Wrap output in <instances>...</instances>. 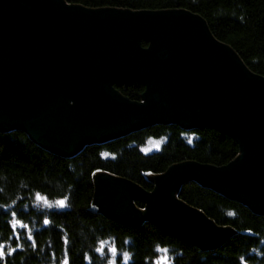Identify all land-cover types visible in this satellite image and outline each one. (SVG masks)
I'll return each instance as SVG.
<instances>
[{
	"label": "water",
	"instance_id": "1",
	"mask_svg": "<svg viewBox=\"0 0 264 264\" xmlns=\"http://www.w3.org/2000/svg\"><path fill=\"white\" fill-rule=\"evenodd\" d=\"M135 81L145 86L142 101L114 89ZM155 121L212 127L235 138L241 153L223 166L176 165L154 191L106 174L99 210L131 226L147 217L169 236L210 248L233 229L181 200V183L199 178L264 212V76L214 37L202 16L0 0V128L27 129L68 154ZM140 199L147 210L135 204Z\"/></svg>",
	"mask_w": 264,
	"mask_h": 264
},
{
	"label": "trees",
	"instance_id": "2",
	"mask_svg": "<svg viewBox=\"0 0 264 264\" xmlns=\"http://www.w3.org/2000/svg\"><path fill=\"white\" fill-rule=\"evenodd\" d=\"M64 1L90 9L189 10L202 16L214 37L232 47L251 71L264 76V0ZM114 89L134 101L144 98L145 86L138 81ZM152 141H159L158 148H147ZM240 153L238 141L226 133L175 121H155L85 143L68 154L44 145L27 129L1 127L0 240L9 242L11 237V247L17 243L9 226L12 212L28 228H17L23 247L0 264H60L65 248L70 264H108L111 255L95 251L99 241H105L106 253L109 244L117 248V264L123 253L129 254L128 264H152L165 255L158 246L169 249L171 264H264V212L199 178L181 183L176 194L217 225L233 229L219 247L183 242L163 233L147 217L138 226L124 224L97 207L99 184L108 180L106 174L154 191L157 179L176 165L196 161L223 166ZM36 193L51 200L67 197V206H40ZM135 204L142 211L148 209L144 200ZM28 231L36 247L27 239ZM63 237L68 238L67 245Z\"/></svg>",
	"mask_w": 264,
	"mask_h": 264
},
{
	"label": "snow or ice",
	"instance_id": "3",
	"mask_svg": "<svg viewBox=\"0 0 264 264\" xmlns=\"http://www.w3.org/2000/svg\"><path fill=\"white\" fill-rule=\"evenodd\" d=\"M158 147V145H156ZM150 149H144V151H149ZM104 156H107V153L102 154ZM97 172H99L100 170L97 169ZM36 198L38 200H43V202L45 204L48 203L47 199L45 197H42L40 193H36ZM67 197L63 198V199H58L55 201V204L58 207H66L67 206ZM51 206V205H49ZM11 216L13 217V219L11 221H9V226L12 230L13 236L15 237V239L17 240V243L15 245V247H11L10 245V241H11V237L9 239V242H5L3 240H0V261H5V258L7 256H11L12 254H14L18 248L23 247V244L20 242V233L17 231V228H21V229H27L28 226L25 225L21 220L17 219V213L16 212H12ZM45 223H48V220H45ZM27 239L32 241V246L36 247V243H35V239L32 235V233L30 231L27 232ZM63 241L64 244L67 245L69 243L68 238L67 237H63ZM99 247H97L95 249L96 252L100 253L101 255H107L110 254L112 259H110L109 264H116V257L118 255V250L117 248L113 245L111 248H109L107 250V253L105 252V241H99ZM5 249H7V251H5ZM158 251L159 252H163L165 253V255L163 256H158L153 262L152 264H171V260L172 258H170L167 253L169 252V249L167 248H160L158 246ZM53 256V261L55 262V252L52 253ZM128 259H129V254L128 253H123L122 254V260H121V264H128ZM241 261H243V257L240 258ZM60 264H70V260L68 258L67 255V248H65L64 250V259L60 261Z\"/></svg>",
	"mask_w": 264,
	"mask_h": 264
},
{
	"label": "rangeland",
	"instance_id": "4",
	"mask_svg": "<svg viewBox=\"0 0 264 264\" xmlns=\"http://www.w3.org/2000/svg\"><path fill=\"white\" fill-rule=\"evenodd\" d=\"M156 145H158L159 146V141H152L151 142V144L147 147V148H158ZM42 196V195H41ZM42 197H45V196H42ZM46 199H47V201H48V203L47 204H45L44 202H43V200H38V205H40V206H46V207H49V205H51L50 207H53V206H55L56 204H55V201L56 200H51V199H48L47 197H45ZM113 245L112 244H109V248H111ZM112 259V258H111ZM116 259H117V257H116ZM109 264V263H108ZM116 264H117V262H116Z\"/></svg>",
	"mask_w": 264,
	"mask_h": 264
}]
</instances>
